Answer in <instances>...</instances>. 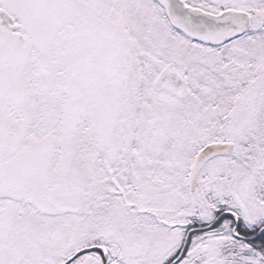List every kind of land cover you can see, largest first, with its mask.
Masks as SVG:
<instances>
[{
  "label": "snow or ice",
  "instance_id": "1",
  "mask_svg": "<svg viewBox=\"0 0 264 264\" xmlns=\"http://www.w3.org/2000/svg\"><path fill=\"white\" fill-rule=\"evenodd\" d=\"M0 264H264V0H0Z\"/></svg>",
  "mask_w": 264,
  "mask_h": 264
}]
</instances>
